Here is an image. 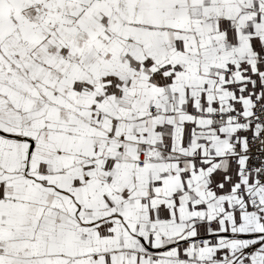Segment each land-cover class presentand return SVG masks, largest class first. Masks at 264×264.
Masks as SVG:
<instances>
[{"label": "snow or ice", "instance_id": "1", "mask_svg": "<svg viewBox=\"0 0 264 264\" xmlns=\"http://www.w3.org/2000/svg\"><path fill=\"white\" fill-rule=\"evenodd\" d=\"M0 264H264V0H0Z\"/></svg>", "mask_w": 264, "mask_h": 264}]
</instances>
